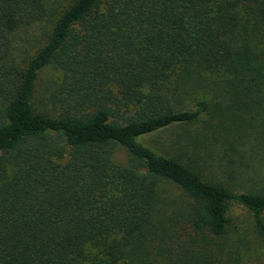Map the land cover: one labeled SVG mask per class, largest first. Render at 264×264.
<instances>
[{
  "label": "trees",
  "instance_id": "obj_1",
  "mask_svg": "<svg viewBox=\"0 0 264 264\" xmlns=\"http://www.w3.org/2000/svg\"><path fill=\"white\" fill-rule=\"evenodd\" d=\"M48 10L46 0H0V264H153L154 247L174 264H212L232 203L264 242V193L206 179L143 141L211 112L207 100L184 106L212 82L206 73L264 100V0H71L19 62L13 35ZM50 65L65 77L50 110H37ZM164 183L189 198L183 216L201 251L156 220Z\"/></svg>",
  "mask_w": 264,
  "mask_h": 264
},
{
  "label": "rangeland",
  "instance_id": "obj_2",
  "mask_svg": "<svg viewBox=\"0 0 264 264\" xmlns=\"http://www.w3.org/2000/svg\"><path fill=\"white\" fill-rule=\"evenodd\" d=\"M46 1L48 16L37 25L21 28L12 37L16 48L14 55L19 62L33 56L47 42L54 20L71 0ZM205 76L212 82L205 87L193 88L188 96L184 95V106L190 108L197 100H207L211 112L192 124L168 128L144 137L143 141L158 152L192 164L206 179L235 190L264 193V100L254 103L238 95L226 81L231 75L219 72L206 73ZM64 77L63 71L52 65L43 70L34 100L37 110H50L47 97ZM161 196L167 207L156 220L175 227L177 244H186L194 251L206 248L201 240L193 244L189 242L196 233L186 226L183 216L190 202L187 195L176 186L164 183ZM175 216L176 220L173 219ZM229 218L228 235L214 239L215 243L209 247V251L212 249L221 256L217 255L212 264H264V242L256 231L252 214L232 203ZM172 220L176 221V226L171 224ZM157 250L156 247L150 250L153 264H174L169 256ZM93 253L98 252L93 250Z\"/></svg>",
  "mask_w": 264,
  "mask_h": 264
}]
</instances>
